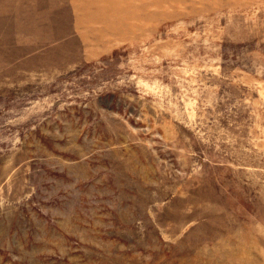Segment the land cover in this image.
I'll use <instances>...</instances> for the list:
<instances>
[{
  "label": "rangeland",
  "instance_id": "1",
  "mask_svg": "<svg viewBox=\"0 0 264 264\" xmlns=\"http://www.w3.org/2000/svg\"><path fill=\"white\" fill-rule=\"evenodd\" d=\"M0 264H264V0H0Z\"/></svg>",
  "mask_w": 264,
  "mask_h": 264
}]
</instances>
